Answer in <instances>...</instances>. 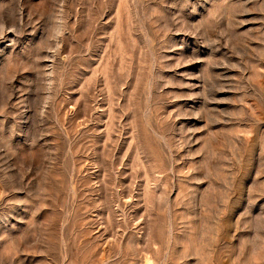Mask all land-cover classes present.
I'll list each match as a JSON object with an SVG mask.
<instances>
[{
    "label": "rangeland",
    "instance_id": "obj_1",
    "mask_svg": "<svg viewBox=\"0 0 264 264\" xmlns=\"http://www.w3.org/2000/svg\"><path fill=\"white\" fill-rule=\"evenodd\" d=\"M0 264H264V0H0Z\"/></svg>",
    "mask_w": 264,
    "mask_h": 264
}]
</instances>
